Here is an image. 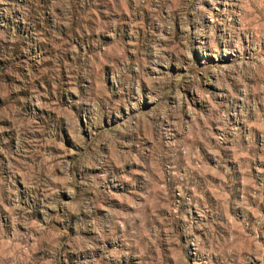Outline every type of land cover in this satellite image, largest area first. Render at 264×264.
Masks as SVG:
<instances>
[{"label":"rangeland","instance_id":"rangeland-1","mask_svg":"<svg viewBox=\"0 0 264 264\" xmlns=\"http://www.w3.org/2000/svg\"><path fill=\"white\" fill-rule=\"evenodd\" d=\"M0 264H264V0H0Z\"/></svg>","mask_w":264,"mask_h":264}]
</instances>
